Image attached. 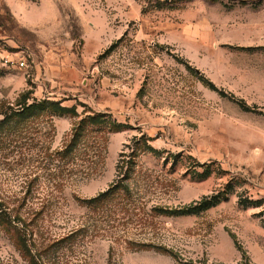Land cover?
<instances>
[{"label": "rangeland", "instance_id": "374dc122", "mask_svg": "<svg viewBox=\"0 0 264 264\" xmlns=\"http://www.w3.org/2000/svg\"><path fill=\"white\" fill-rule=\"evenodd\" d=\"M43 99L71 111L0 149V264H264V0H0V113Z\"/></svg>", "mask_w": 264, "mask_h": 264}, {"label": "trees", "instance_id": "16d2710c", "mask_svg": "<svg viewBox=\"0 0 264 264\" xmlns=\"http://www.w3.org/2000/svg\"><path fill=\"white\" fill-rule=\"evenodd\" d=\"M62 112L67 113L70 112L71 109L69 107L62 106L59 101H52L49 99H43L39 102H34L31 104H25L17 107L15 110H11L10 112L0 113L2 117H0V149H7L11 148V151L23 149L26 145H31L36 137L25 138V135L22 136V131L26 130L27 124L30 120L35 117L42 116L44 114L49 113L48 115H53L54 112ZM104 115L102 114H95L92 115H85L81 117L79 121L75 124L73 128V133L69 140L63 144L60 149H55L52 151H47L45 154L41 156V160H45V163L51 165L56 163L58 160L66 159L69 154H72L75 147L78 145L81 135L87 134L90 132H97L103 130V123H105ZM40 137H42L44 132L37 131ZM26 133V132H25ZM138 138H134V143L138 142ZM127 145V147L131 150L138 149L137 145L133 144L132 142ZM42 144V143H41ZM1 153V152H0ZM2 154V153H1ZM4 158L8 155V151L3 152ZM39 157V156H38ZM134 155L129 153L127 154L126 151H123L121 157L117 164V171L118 173H125L128 170H132L131 163H133ZM110 188L107 192L102 193L105 195L108 193ZM95 198L90 199L91 201H95ZM206 203L202 204L201 207H206ZM17 222L15 215L8 212L1 207L0 203V225H11Z\"/></svg>", "mask_w": 264, "mask_h": 264}, {"label": "built area", "instance_id": "2783aa9c", "mask_svg": "<svg viewBox=\"0 0 264 264\" xmlns=\"http://www.w3.org/2000/svg\"><path fill=\"white\" fill-rule=\"evenodd\" d=\"M20 66H24L25 65V61L23 59H21L20 61H18Z\"/></svg>", "mask_w": 264, "mask_h": 264}]
</instances>
